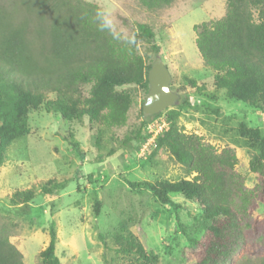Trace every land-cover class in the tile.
I'll return each mask as SVG.
<instances>
[{
	"label": "trees",
	"instance_id": "1",
	"mask_svg": "<svg viewBox=\"0 0 264 264\" xmlns=\"http://www.w3.org/2000/svg\"><path fill=\"white\" fill-rule=\"evenodd\" d=\"M23 1V0H21ZM148 10L168 6L173 0H137ZM226 11L216 21L192 27L195 46L203 66L214 72L217 90L264 113V0H225ZM23 8L37 23L28 32L25 21L13 24L8 14L0 12V166L9 145L29 133L27 116L43 107L62 120L87 118L90 124L104 128L123 127L132 104L125 85H135L148 92L147 74L152 64L137 53L139 39L152 43L154 33L138 24V36L113 39L98 29V7L82 0H25ZM155 54L156 46H151ZM196 87L194 81L190 82ZM89 86L86 96L83 87ZM201 90L202 87L196 88ZM54 94L50 99L48 95ZM181 107L190 108L188 98ZM142 108V107H141ZM142 113V109H140ZM164 115L167 129L155 139L151 155L167 151L191 179L174 183L129 182L131 191H149L162 205L177 206L170 194H180L195 202L201 210L202 233L189 239L181 250L184 260L195 264H231L244 250L264 252V220L253 212L264 205V137L252 141L258 149L250 161L256 184L249 189L235 169L237 158L230 148L217 152L193 134L177 125L179 112L166 110L147 116L139 127L121 141L125 151H137L146 140L148 121ZM148 136V135H147ZM69 145L72 136L66 139ZM68 180H50L38 190L16 191L8 206L27 215L36 195H57ZM53 207V204H50ZM94 214H98L95 201ZM51 216L53 212L50 211ZM176 226L183 231L177 215ZM7 227L0 228V264H23L20 252L9 241ZM99 240L104 243L102 235ZM115 251L128 258V264H157L158 258L146 251L136 234L120 225L110 235ZM55 222L48 226V244L38 255L42 264H61L55 255ZM264 264V263H262Z\"/></svg>",
	"mask_w": 264,
	"mask_h": 264
},
{
	"label": "rangeland",
	"instance_id": "2",
	"mask_svg": "<svg viewBox=\"0 0 264 264\" xmlns=\"http://www.w3.org/2000/svg\"><path fill=\"white\" fill-rule=\"evenodd\" d=\"M82 1L109 11L123 38L138 36V24L151 29L152 43L138 39L136 50L146 64H153L158 57L167 67L170 89L178 95L177 103L167 110L179 112L176 123L184 133L200 137L217 152L232 149L237 158L236 171L244 177L246 187L253 188L257 180L250 171V161L258 149L252 141L255 142L256 136L264 137V113L228 98L224 90H217L214 72L203 66L194 43L192 27L223 17L225 0H173L170 5L154 10L145 9L137 0ZM24 2L0 0V12L8 14L13 24L25 21L31 32L37 21L24 10ZM152 45L157 47V54ZM200 87L201 90L196 89ZM88 90L89 86L83 87L84 96ZM118 91H128L132 96L123 127L95 126L85 117L64 121L58 114L40 107L27 116L29 133L9 145L0 166V228L9 230V241L20 252L23 264H42L38 255L48 244L52 220L57 236L55 255L61 264H128V258L116 253L110 239L120 225L136 234L146 251L157 256V264H195L193 260H184L181 250L189 239L202 233L199 206L180 194H170L177 206L174 209L160 204L149 191L133 192L126 184L127 181L174 183L191 179L192 175L187 176L167 151L139 157V149L129 152L121 148L124 137L147 117L140 112L147 93L135 85H125ZM48 97L53 99L54 94ZM184 98H188L190 108L180 106ZM163 121L166 124L161 115L148 124L162 132L167 129ZM69 136L76 146L69 145L66 140ZM50 180L69 183L57 195H36L27 215L8 206V198L14 192L30 188L37 191ZM95 201L97 215L93 211ZM174 215L180 219L183 231L177 228ZM253 216L264 220V205H259ZM98 235L103 236L104 243ZM262 263L264 252L249 249L239 253L231 264Z\"/></svg>",
	"mask_w": 264,
	"mask_h": 264
},
{
	"label": "water",
	"instance_id": "3",
	"mask_svg": "<svg viewBox=\"0 0 264 264\" xmlns=\"http://www.w3.org/2000/svg\"><path fill=\"white\" fill-rule=\"evenodd\" d=\"M148 92L142 104L145 116L157 115L178 101V95L170 89V75L167 67L156 57L147 74Z\"/></svg>",
	"mask_w": 264,
	"mask_h": 264
},
{
	"label": "clouds",
	"instance_id": "4",
	"mask_svg": "<svg viewBox=\"0 0 264 264\" xmlns=\"http://www.w3.org/2000/svg\"><path fill=\"white\" fill-rule=\"evenodd\" d=\"M96 22L98 29L107 32L113 39L123 38L122 33L118 30L116 19L106 9H98L96 12Z\"/></svg>",
	"mask_w": 264,
	"mask_h": 264
},
{
	"label": "built area",
	"instance_id": "5",
	"mask_svg": "<svg viewBox=\"0 0 264 264\" xmlns=\"http://www.w3.org/2000/svg\"><path fill=\"white\" fill-rule=\"evenodd\" d=\"M163 126H166L164 121H163ZM146 129H147V131L145 132L146 140L139 146V154H138L139 157L150 154V152L155 148V139L157 138L158 134L161 133L157 130L151 129L150 124H147ZM147 135H150V137Z\"/></svg>",
	"mask_w": 264,
	"mask_h": 264
}]
</instances>
